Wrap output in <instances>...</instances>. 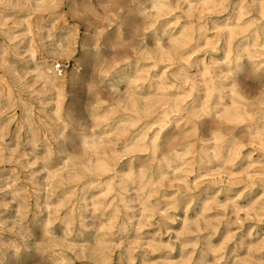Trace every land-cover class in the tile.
Listing matches in <instances>:
<instances>
[{
	"label": "clouds",
	"instance_id": "9594fccd",
	"mask_svg": "<svg viewBox=\"0 0 264 264\" xmlns=\"http://www.w3.org/2000/svg\"><path fill=\"white\" fill-rule=\"evenodd\" d=\"M0 264H264V0H0Z\"/></svg>",
	"mask_w": 264,
	"mask_h": 264
}]
</instances>
